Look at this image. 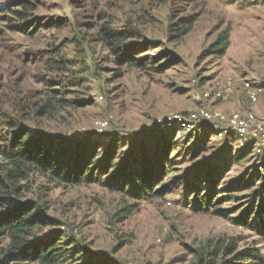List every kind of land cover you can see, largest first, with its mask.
Instances as JSON below:
<instances>
[{"label": "rangeland", "instance_id": "rangeland-1", "mask_svg": "<svg viewBox=\"0 0 264 264\" xmlns=\"http://www.w3.org/2000/svg\"><path fill=\"white\" fill-rule=\"evenodd\" d=\"M17 1L0 0V123L11 117L74 143L93 137L92 145L98 142L104 147L109 137L122 138L121 154L138 146L154 147L147 144L149 135L162 136V155L175 172L159 186H168L169 193L150 200L101 183L73 187L38 176L25 182L30 191L22 199L46 207L54 221L39 236L65 229L77 241V252L72 251L64 264L91 259L113 264H199L198 251L209 260L208 253L231 240L239 250L260 249L262 260L257 264H264L256 215L249 221L253 229L232 221L249 209L256 213L261 202L258 196L252 202L254 192L264 186L257 147L245 155V144L235 136L217 139L213 132L194 142L187 137L190 133L180 137L178 128L168 125L174 116L188 118L202 106L224 114L253 111L264 118V103L258 104L263 109L258 114L239 83L245 79L264 86V4L258 0H29L36 9L26 32H19L14 28L15 15L6 13L7 8L17 10ZM189 18H194L190 31L180 36L179 29ZM108 24L131 30L127 44L135 49V63L114 62L98 38ZM227 30L230 44L218 58L211 54V46ZM229 78L236 82L229 100L194 101L195 92L221 87ZM236 100L245 105L233 106ZM107 119L108 129L100 130L98 123ZM237 151L243 158L237 159ZM211 161L222 162L213 198L224 199L221 208L229 211L227 217L213 214L211 208L198 211L184 189L185 182ZM132 205L133 214L120 221L119 213ZM6 246L7 241L0 239V249Z\"/></svg>", "mask_w": 264, "mask_h": 264}, {"label": "trees", "instance_id": "trees-1", "mask_svg": "<svg viewBox=\"0 0 264 264\" xmlns=\"http://www.w3.org/2000/svg\"><path fill=\"white\" fill-rule=\"evenodd\" d=\"M38 1V0H35ZM231 2L237 0H230ZM264 4V0H258ZM15 8H7L6 13L15 15L16 27L19 32H26L28 18L36 9V5L29 0H18ZM194 22L189 18L180 29V36L186 35ZM129 29L117 30L112 24L104 25L98 32L99 40L107 46L119 66L130 65L137 60L134 57V47L127 44L130 37ZM229 31H225L211 46V54L222 58L229 47ZM211 126L188 134L194 142L198 137L208 138L213 134ZM169 135V133H167ZM166 134V135H167ZM167 135V136H168ZM154 147L134 149L125 154L119 153L124 148L125 139L108 138V145L94 142L91 137L86 142L74 143L63 137L51 136L43 131L29 127L14 118L6 117L0 123V239L7 241V246L0 249V264H64L67 257L79 248L75 237L65 229L53 232L49 236H39V231L53 225L54 221L47 215L46 207L31 200H23L27 191L25 182L38 176L57 185L80 186L89 183H101L113 191L150 200L164 197L169 193L168 186H160L166 177H172L175 172L172 163L162 155L164 147L160 144L162 136L149 135ZM159 137V138H157ZM94 138H104L95 135ZM107 138V137H105ZM163 143V141L161 142ZM145 143H140L143 145ZM246 154L256 148V140L244 143ZM198 147L195 151H198ZM237 159L244 154L237 151ZM219 155L214 156L218 159ZM212 159V158H211ZM214 159V158H213ZM257 159L264 168V146L257 154ZM218 162V161H217ZM198 171L188 183L185 191L192 197L193 204L198 211L204 208L213 209V214L227 217L229 211L222 209V197L213 198L216 194V181L220 178L217 172L222 168V162ZM223 170V169H222ZM260 178V177H259ZM179 181V180H177ZM242 185L243 183L237 182ZM246 184L245 186H248ZM250 186V185H249ZM258 196L261 202L257 204V212L250 209L243 215L233 218L238 226L253 229L250 223L255 214L260 225L259 235L264 240V186L256 190L252 202ZM136 206H126L120 213V221L131 216ZM74 245V246H73ZM71 246H73L71 248ZM199 264H217L221 257V264H257L262 260V252L256 247L238 249L235 240L224 243L208 253L211 259H206L205 253L197 252ZM85 264H113L103 260H90Z\"/></svg>", "mask_w": 264, "mask_h": 264}, {"label": "built area", "instance_id": "built-area-1", "mask_svg": "<svg viewBox=\"0 0 264 264\" xmlns=\"http://www.w3.org/2000/svg\"><path fill=\"white\" fill-rule=\"evenodd\" d=\"M235 81L233 78L227 79L221 87L202 89L195 92L193 99L197 103H203L211 100L227 101L234 92ZM243 93L252 105L264 103V86L254 84L248 80L239 81ZM168 122H165L167 124ZM110 121L104 120L98 123L100 130L108 129ZM169 126L178 128V135L192 133L202 129L203 126H211L217 139H224L228 136H235L241 144L256 140L258 154L264 146V118H258L253 111L245 113L234 112L224 114L218 111H212L206 107H201L191 113L188 118L176 115L170 119Z\"/></svg>", "mask_w": 264, "mask_h": 264}, {"label": "crops", "instance_id": "crops-1", "mask_svg": "<svg viewBox=\"0 0 264 264\" xmlns=\"http://www.w3.org/2000/svg\"><path fill=\"white\" fill-rule=\"evenodd\" d=\"M235 92H236V90H234V92H233V94L232 95H234L235 94ZM242 94H243V96L247 99V97L245 96V94L243 93V90H242V92H241ZM237 102H234V105L233 106H238V108H241V106H244L245 105V103H243L244 105H241V103H240V101L239 100H236ZM247 101H248V99H247ZM235 103H237V105L235 104ZM249 103V102H248ZM250 104V103H249ZM260 104V103H259ZM251 105V104H250ZM261 105V104H260ZM259 105V106H260ZM252 106V105H251ZM258 105L256 106H254V109H255V111L258 113V114H261V112H263V109H261L260 107H259ZM237 108V107H236Z\"/></svg>", "mask_w": 264, "mask_h": 264}]
</instances>
